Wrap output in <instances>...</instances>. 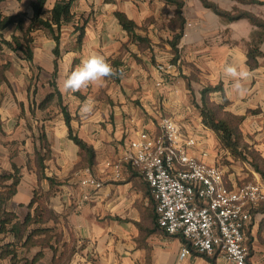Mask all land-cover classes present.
Wrapping results in <instances>:
<instances>
[{
  "label": "crops",
  "instance_id": "obj_1",
  "mask_svg": "<svg viewBox=\"0 0 264 264\" xmlns=\"http://www.w3.org/2000/svg\"><path fill=\"white\" fill-rule=\"evenodd\" d=\"M7 1L0 2L3 14L20 11H26L28 16L32 14L31 3L22 5V0H15L16 5H6ZM211 1L225 10H232L237 4L252 11L249 5H238L236 0ZM55 2L46 1L45 9L49 13ZM191 2L184 0L181 25L177 5L167 0H74L75 15H87L84 19L77 17L74 24L85 23V32L82 40L76 36L72 49H66L63 57L69 63L62 65L61 36L57 70L56 40L52 32L46 28L50 35L43 40L39 36L32 40L33 59L45 61L41 78L47 92L43 98L56 88L61 92L62 104L70 112V126L56 100L61 110L41 120L44 127L37 130L39 121L33 114H24L25 100L29 102L30 96L24 82L26 74L17 81L23 85L19 87L24 96L18 97L16 93V98L3 99L0 103V174L14 172L16 166L20 176L16 193L3 204L6 211L16 213L8 226L24 220L29 212L34 213L29 203L35 190L46 194L56 219L51 218L40 226L55 227L61 232V249L63 243L74 248L66 264H211L197 252L181 256L182 247L187 245L183 235H171L156 227V205L148 182L124 160L129 142L140 131L159 133L158 121L163 116H172L185 134L197 140L189 149L192 154L223 167L229 187L237 188L250 180L264 182L262 174L248 160L226 164L225 159L230 156L216 145L217 136L203 123L200 111L201 90L221 83L223 90L213 92L223 94L222 102L215 96L211 98L217 103L227 101V110L243 116L247 134L255 131V127L264 126V56L256 57L258 64L254 67L248 63L251 35L256 26L247 18L227 20L201 0L196 5H189ZM118 12L135 22L132 32L123 27ZM188 22L192 24L188 26ZM13 28L10 35L19 34ZM180 33L175 52L172 41ZM4 37L10 39L6 32ZM260 49L264 52V41ZM93 53L105 56L117 69L118 75L112 77L116 81L103 84V96L99 95L102 90L98 84L73 93L75 100H71L68 97L72 92L64 91V81L82 59ZM158 62H165L167 69L161 70V64L156 66ZM230 63L252 72L251 78L243 82L247 89L243 96L232 89L233 82L224 76L223 69ZM195 92L199 99L195 98ZM88 97L95 98L94 113L81 119L79 109ZM42 99L37 102V108ZM70 127L93 149L92 164L88 152L71 138ZM255 138L258 140L255 148L264 157V129ZM116 163L120 164L119 173ZM87 169L103 181L101 187L81 184ZM7 182L0 180V189ZM245 238L249 264H264V201L253 210ZM14 240L11 231H0V245ZM51 243L57 244L54 240ZM18 249L20 256L29 259L43 250L44 257L37 264L52 262L54 252L49 244ZM46 257L48 261H44ZM217 260V264H225L220 256ZM0 264H11L10 256L1 257V251Z\"/></svg>",
  "mask_w": 264,
  "mask_h": 264
},
{
  "label": "built area",
  "instance_id": "obj_2",
  "mask_svg": "<svg viewBox=\"0 0 264 264\" xmlns=\"http://www.w3.org/2000/svg\"><path fill=\"white\" fill-rule=\"evenodd\" d=\"M158 127L156 135L140 131L129 142L124 160L148 182L159 226L168 234H182L199 253L219 255L225 264H249L245 228L264 201V182L250 180L229 187L222 166L189 151L197 140L185 134L172 116L161 117ZM115 168L119 173L120 164ZM80 182L91 188L103 185L90 169ZM191 247L184 245L181 256L191 254Z\"/></svg>",
  "mask_w": 264,
  "mask_h": 264
},
{
  "label": "trees",
  "instance_id": "obj_3",
  "mask_svg": "<svg viewBox=\"0 0 264 264\" xmlns=\"http://www.w3.org/2000/svg\"><path fill=\"white\" fill-rule=\"evenodd\" d=\"M2 1L3 0H0V2ZM46 1L47 0H31L33 11L30 16H28V14L23 11L15 14L5 15L2 13L0 8V43L2 45H6V47L14 51H21L23 54H25V58L27 60L32 61L34 58L32 49V33L38 28H47L52 32L56 40V45L54 48V62L55 68L57 70L58 59L61 53V28L64 24L73 22L76 19V15L72 11L74 0H56L50 10V16L43 17ZM167 1L175 3L177 5V17L182 18L181 7L184 5V0ZM201 2L227 20L247 18L253 25L256 26L251 35L252 45L248 51L249 65L251 67L256 66L258 64L256 57L258 55L264 56V52L260 49V45L264 41V18L250 10L242 9L236 5L232 10H225L211 0H201ZM242 2L251 4H264V0H242ZM117 15L123 27L132 32L135 28V22L129 19L123 12H118ZM183 22L184 19L182 18L181 25H183ZM10 25H14L15 29H18L21 33L12 34L11 38L7 39L3 35V30L7 29ZM75 30L79 32L78 39L82 40L85 32V23H83L82 25H80V23L76 24ZM180 36L181 33L177 34L172 41L173 49L175 50V52H177L178 50L177 44L179 42ZM139 38L140 40H144L141 37ZM176 57L177 53L175 54L174 59H176ZM216 90H223V86L221 83L217 85H207L201 90L202 105L200 107V111L202 121L206 126L211 128L218 134L224 149L229 148L234 153L239 148V140L242 133L238 128V123L243 120V116L234 114L233 112L227 110V101H225V103L215 102L209 94ZM55 98L59 101L64 112L65 119L70 126V112L67 110V107L62 104V94L57 88L55 92L48 93L39 102V106L42 108H46L51 102L55 100ZM222 109L224 111L223 116L221 115ZM70 136L77 144H79L88 152L89 163L92 164L94 160L93 149L76 134H74L71 127ZM252 153V151H250L249 154L238 152V154H241L244 159H247L255 167V169L262 174L264 178V168H262L260 164L254 160V156H252ZM41 160H43V157L41 158ZM18 171V167L15 166L14 172H6L0 174V180L9 181L5 184L4 188L0 189V212H2V218H0V231H11L15 235L14 241H9L5 244L0 245L1 257L10 256L11 264H37V262L44 257L43 250H39L32 257V259H29L26 256H20L18 249L19 246H27L29 248L34 244H39L41 246L49 244L53 248L54 252L51 264H66V261L71 255L74 248L68 247L67 243H63V248L61 249L59 247V243L62 239L61 232L57 231L55 227L40 226L41 224L46 223L51 218L56 219V215L47 203L46 194L42 192L40 193L38 190H35L34 196L29 203L30 208L34 207V213L29 212L24 220H17L12 225L8 226V224L15 219L16 213L6 211L3 208V204H5V201L10 199L17 191V185L20 181ZM155 223L156 227H159V224H157V215H155ZM182 238L184 242L191 247L190 242L184 236H182ZM53 240L57 242L56 245L51 243ZM191 250L193 252H197L192 247ZM200 254L204 255L209 261H211V264H217L216 260L211 256H208L204 253Z\"/></svg>",
  "mask_w": 264,
  "mask_h": 264
},
{
  "label": "rangeland",
  "instance_id": "obj_4",
  "mask_svg": "<svg viewBox=\"0 0 264 264\" xmlns=\"http://www.w3.org/2000/svg\"><path fill=\"white\" fill-rule=\"evenodd\" d=\"M190 1H192V2L189 5H196V3H198V0H190ZM236 1L238 2V5H249L250 9H252V12H254L255 14L264 18V4L243 3L242 0H236ZM21 3H22V5H30L31 0H22ZM6 5H16V2H15V0H8L6 2ZM242 9H244V8H242ZM23 12H26V11H23ZM49 15H50L49 10L45 9L43 16L48 17ZM76 15L77 16H76V19L74 20V23L72 22L68 25H65L61 29L60 36H61V49H62V55H61L62 65H63V62L69 63V59L68 58L65 59L63 57L64 53L66 52V49H69V48L72 49L75 46V38L79 33V32H76L75 26H74L75 22L78 19L77 17L82 16V18L84 19V18H86L87 14L80 15V13H78ZM82 24H83V22L81 21L80 25H82ZM13 26L14 25H10L5 31L7 37H9V38H11L10 30L14 29ZM5 32H4V34H5ZM18 33L20 34L21 32L18 31ZM32 35H33L32 37H33V41H34V39L37 36H39V39L43 40V38L45 36H48L50 34L46 28H38L35 31H33ZM33 41H32V47L34 45ZM44 62L45 61L40 60V58L33 59V61L31 62L25 58V54H23L21 51H14V50L6 47V45H2L0 43V103L3 99L10 100V99L16 98L17 97L16 93H18V97L24 96L25 93H24L22 87L21 88L19 87V86H23V85H21V84L18 85L19 82L17 84V81L19 79L21 80L23 78V74H26L27 79H24V82H25L26 87L28 86V90L30 89L29 90L30 96H29V102L27 100H25L26 113H24V114H29V113L33 114L34 118L39 121L38 124H36L38 131H39L40 127L43 126L41 124V120L47 118L49 116V114L56 115L61 110L60 106L58 105V103L56 101L57 100L56 98L46 108H42V107L37 108V106H36L37 102L40 99H42L44 94L47 92V86L44 84L45 80L43 78H41V75L44 74V72L42 70L44 68V65H45ZM164 63L165 62H160V63L158 62V64L156 66L161 64V66L164 69H167L166 65ZM5 65H7V66H5ZM108 81L115 82L116 80H114L112 77L106 78L102 82V84H100V86H99L100 90H102L99 94L100 96L104 95L103 84L107 83ZM57 82H59V81H57ZM96 93L98 96V91ZM88 94H89V91H88ZM90 94H92V91H90ZM196 97H198V99H199V94L195 92V98ZM68 98H70L71 100H75L73 93H71V95ZM68 98H66V101H68ZM93 99H95V98H93ZM23 104H24V102H23ZM221 115L222 116L224 115L223 109L221 111ZM245 127L246 126H245V123L243 120L238 123V128H239V130H241V133H242L241 138L239 140L240 141L239 148L234 153L229 148H225V151L230 156V158L225 159V162L228 165H230L231 163H233V164L240 163L241 164L243 162H248L247 159H244L243 156H241V154H238V152L249 154V152L252 151L253 152L252 156H254V160L257 163H259L262 168H264V157L261 154V151L256 150V148H255V143L258 141L255 138V135L259 132V130H263L264 126L261 128L255 127V129H254L255 131H253L251 134L246 133ZM215 136H217L216 137V142H217L216 145L218 147H221L224 149V147L220 141V138L216 132H215ZM211 257L216 260V263H218L217 259H218L219 255L214 254V255H211ZM48 260H49V258L46 257L44 261H48Z\"/></svg>",
  "mask_w": 264,
  "mask_h": 264
},
{
  "label": "clouds",
  "instance_id": "obj_5",
  "mask_svg": "<svg viewBox=\"0 0 264 264\" xmlns=\"http://www.w3.org/2000/svg\"><path fill=\"white\" fill-rule=\"evenodd\" d=\"M223 72L224 76L233 82L232 89L238 95L243 96L247 91L243 82L251 78L252 72L234 63L226 64ZM117 75V69L113 67L105 56L93 53L82 59L74 70L71 71L64 81L63 89L66 92H80L91 85L101 84L106 78L115 77ZM209 95L217 97L218 102H222L223 94L221 92H213ZM94 109L95 101L93 98L88 97L83 101L79 109L81 119L92 116Z\"/></svg>",
  "mask_w": 264,
  "mask_h": 264
}]
</instances>
